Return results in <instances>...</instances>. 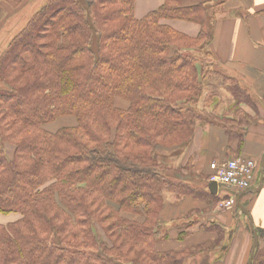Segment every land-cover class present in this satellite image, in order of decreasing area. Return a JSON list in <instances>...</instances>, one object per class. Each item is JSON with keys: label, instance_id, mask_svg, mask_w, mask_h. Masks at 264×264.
I'll return each instance as SVG.
<instances>
[{"label": "trees", "instance_id": "16d2710c", "mask_svg": "<svg viewBox=\"0 0 264 264\" xmlns=\"http://www.w3.org/2000/svg\"><path fill=\"white\" fill-rule=\"evenodd\" d=\"M135 4L48 0L0 55V215H20L0 223V264H186L197 250H159L166 197L192 192L158 156L189 146L198 121L236 137L252 101L209 49L223 2L165 0L143 19Z\"/></svg>", "mask_w": 264, "mask_h": 264}, {"label": "crops", "instance_id": "0c3cea01", "mask_svg": "<svg viewBox=\"0 0 264 264\" xmlns=\"http://www.w3.org/2000/svg\"><path fill=\"white\" fill-rule=\"evenodd\" d=\"M220 1L224 4L217 13L215 37L209 49L217 63L247 92L252 104L241 106L249 125L236 127V137L217 125L198 127L184 156L186 162L193 157V164L186 166L183 162L185 170L176 172L192 193L166 197L161 227L168 239L159 244V250L183 252L216 245L215 249L193 255L186 264H249L254 230H264V171L260 191L250 193L260 186L264 158V0ZM164 3L165 0H136L135 16L143 19ZM162 24L191 38H197L202 30L198 24L180 20H164ZM239 156L252 158L259 165L258 183L254 182L245 191L249 193L243 192L241 197L248 214L237 205L221 208L223 199L219 202L218 197L226 193L213 195L209 188V178L217 166ZM181 236L185 238L179 240Z\"/></svg>", "mask_w": 264, "mask_h": 264}, {"label": "rangeland", "instance_id": "374dc122", "mask_svg": "<svg viewBox=\"0 0 264 264\" xmlns=\"http://www.w3.org/2000/svg\"><path fill=\"white\" fill-rule=\"evenodd\" d=\"M47 1L48 0H28L26 2V4L24 5V7H22L21 10H19V11L13 10L12 7L7 5V4L1 5V8H0V55L8 47V45L11 42V40L13 39V37L17 33H19L23 27H25V25L27 24L29 19L38 10L42 9V7L47 3ZM203 54L204 53L200 54L201 59L205 57ZM208 68H210V67H208ZM219 81H221V80L219 79ZM117 105L120 107L127 106L126 103L122 100H117ZM199 110L205 112V114H207V115H210V113H213L212 108L205 110V109H203V107H200ZM221 113H222V111L220 110L216 113V115H219ZM243 119H245V118H243ZM74 124H75V121L70 120V119H66V120L54 123L53 125L50 126V129L55 130L59 127H63L66 125L72 126ZM207 124L208 123H206V122L198 121L196 130L198 127H200V126L203 127ZM195 133H196V131H195ZM191 145H192V143L189 146L174 149V150L170 151L171 153L170 152H162L158 156L159 157L158 159L162 163H165L167 165V167H169L173 171L180 173V171L185 170L182 168L183 162L187 163L186 166L193 164V161H194L193 157L191 159H189L187 162L185 161L186 158H184V156L186 155V151H187L186 149L188 147H190ZM6 153L9 157L12 156L14 153V147L8 145ZM239 157H241V156H239ZM234 158H238V157H234ZM258 168H259V165L257 164V170H258ZM187 169H190V167H188ZM257 170H256V175H257ZM19 218H20V215H17V214L0 215V223L8 224L10 222H14V221L18 220ZM222 245L223 244L220 243L219 248H221ZM215 246L216 245L212 244V245H210V247H202L201 250L197 249L192 254V256L195 254L198 255V253H205V252H208L212 249H215L216 248ZM217 252H218V249H217ZM215 254H216V251H215ZM192 256H190L188 259H190ZM186 263H187V261H186Z\"/></svg>", "mask_w": 264, "mask_h": 264}, {"label": "built area", "instance_id": "2783aa9c", "mask_svg": "<svg viewBox=\"0 0 264 264\" xmlns=\"http://www.w3.org/2000/svg\"><path fill=\"white\" fill-rule=\"evenodd\" d=\"M256 170L257 162L243 156L217 166L209 181L217 183L219 195L226 193V198L220 203L221 208L236 207L238 197L256 183Z\"/></svg>", "mask_w": 264, "mask_h": 264}, {"label": "water", "instance_id": "95a60500", "mask_svg": "<svg viewBox=\"0 0 264 264\" xmlns=\"http://www.w3.org/2000/svg\"><path fill=\"white\" fill-rule=\"evenodd\" d=\"M263 171H264V158H263V162H262V165H261V180H260V186L258 189L256 190H252L250 191V193H256V192H259L261 187H262V183H263ZM209 188H210V192L213 194V195H217V192H218V185L217 183L215 182H211L210 185H209ZM249 192H244V194H248ZM244 194H241L240 197L238 198L237 200V206L239 208H242V210L244 211V213L248 214V211L243 207V205L241 204V197L244 195ZM251 226L253 227V223L251 222ZM254 245H253V249H252V253H251V257H250V261H249V264H252L253 263V258H254V254H255V251L257 249V247L259 246V235H258V232L256 230H254Z\"/></svg>", "mask_w": 264, "mask_h": 264}]
</instances>
